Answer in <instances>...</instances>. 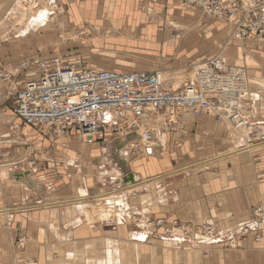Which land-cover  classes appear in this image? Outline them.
I'll return each instance as SVG.
<instances>
[{
	"label": "crops",
	"instance_id": "obj_1",
	"mask_svg": "<svg viewBox=\"0 0 264 264\" xmlns=\"http://www.w3.org/2000/svg\"><path fill=\"white\" fill-rule=\"evenodd\" d=\"M57 3L58 0L53 7ZM2 5L0 2V10L4 8ZM58 5L62 12L55 10L38 33L117 28L130 40L140 41L131 45L150 49V53L127 55L129 59L141 62L136 64L140 72L161 70L167 76L180 74L188 68L182 67L181 62L208 58L217 49V40L224 44L233 40L229 25L207 17L199 9L187 7L182 0H60ZM35 18L37 23H42L41 15ZM175 27L182 31L171 40ZM202 34H207L206 40L200 38L201 45L194 44ZM24 37H17V40ZM254 38L230 45L224 53L243 62L249 79L264 81V37L257 41ZM5 44L0 47V68L10 72L15 61L11 51L18 45L9 47ZM170 45H174L172 53L169 47V52H165L164 46ZM228 56H225L227 64L234 65ZM167 70L170 72L166 73ZM29 75L21 73L11 81L0 78V162H4L0 171V264H79L77 245L93 242L97 247L96 244L106 238L111 243L126 241L129 239L128 226L118 227L117 231H104L109 222L106 218H98L114 213L109 201L113 202L121 195L126 197L131 213L136 210L137 215L149 213L194 227L211 222L219 228L232 229L231 233L248 222L252 209L263 202L264 140L259 139L260 129L255 138L249 137L243 142L237 136L240 141L232 140L228 142L231 147L226 148L224 139L218 136L222 135V129L215 122L217 118L202 114L187 123L188 134L179 138L182 150L188 154L184 155L190 156L191 162L186 158H173L171 152L163 149L168 144L166 134L161 135L158 142L163 147L159 146L154 153L131 154V142H125L126 147L119 140L85 145L70 138L71 141H67L70 148L65 154L60 143H50L29 131L28 126L12 128L18 122L13 115L15 93L22 90ZM252 87L256 86L251 84L250 93L239 106L261 128L264 94L253 91ZM220 123L227 132H232L225 122ZM199 153L206 157L197 159ZM74 154L78 164L71 170L72 161L65 158ZM166 154L169 159L164 157ZM120 156L125 157L128 168L120 169ZM29 158L37 161L32 176L42 192L9 177L14 171L19 173V165ZM146 160L156 162V166L147 165ZM135 165L140 167L135 170ZM108 170L110 173H105ZM131 173L135 174L136 183H124ZM111 224L117 225L115 217ZM95 227L101 228L102 235L95 234L98 232H94ZM20 237H25V245L18 244ZM132 240H136L134 236ZM162 240V244H158L157 241ZM137 241L136 264H169L167 258H171V264H264V241L250 240L236 248L217 245L218 239L203 245L199 241L185 240L167 246L163 235L154 234L147 235L144 241ZM71 244V249L65 251L63 246ZM97 248L94 258L99 255ZM88 263L86 260L85 264Z\"/></svg>",
	"mask_w": 264,
	"mask_h": 264
},
{
	"label": "built area",
	"instance_id": "obj_2",
	"mask_svg": "<svg viewBox=\"0 0 264 264\" xmlns=\"http://www.w3.org/2000/svg\"><path fill=\"white\" fill-rule=\"evenodd\" d=\"M182 2L229 25L231 38L264 37V0ZM51 60L37 59L35 71L29 73L30 78L22 90L15 93L13 115L18 122L12 125L13 129L28 126L49 138L73 133L89 145L107 140L130 141V136L137 134L139 138L131 141V154H134L154 153L163 134L172 138L187 135V123L202 114L219 117L235 129L253 131L258 128L243 115L239 106L251 91L248 71L246 67L228 65L222 55L192 66L189 79L177 87L164 84L165 74L161 70L121 73ZM31 61H25L12 73L1 74V77L11 81L25 69L32 70ZM259 139L264 140L263 131ZM172 142L182 146L180 139L174 138ZM35 166L36 162L30 161L28 169L34 170ZM20 168L22 172L27 170L21 166L18 170ZM251 213L249 221L238 226V231L241 237L252 234L255 241L261 243L264 241V200ZM133 217L143 219L141 215ZM167 220L164 217L156 222L150 220L151 228L171 235L169 225L165 226ZM176 224L173 227L176 228ZM249 224H256L257 228L252 229ZM231 230L211 222L197 229L210 240L226 239L217 245H231L230 242L240 238L232 237ZM21 238L18 244L25 243V237Z\"/></svg>",
	"mask_w": 264,
	"mask_h": 264
},
{
	"label": "rangeland",
	"instance_id": "obj_3",
	"mask_svg": "<svg viewBox=\"0 0 264 264\" xmlns=\"http://www.w3.org/2000/svg\"><path fill=\"white\" fill-rule=\"evenodd\" d=\"M59 1L60 0H58V3L54 7L52 6L53 9L50 11V13H48L44 22L42 20L43 24L47 23V21L50 20L49 15H52V13H54L55 10H57V9L60 10V5H58ZM0 2H2V4H3L2 6L4 7L2 10H0V47H1V45H4V43H6L5 45H8V46L14 45V44L18 45L17 48L12 49V51H11V52H13L12 56H15V59H14L15 61H14V63L12 62V64H14V66L12 67L10 72L5 71L4 68L1 67L0 68L1 69L0 70V78H2L1 74H6V73L10 74L15 69H17L19 66H21L23 63H25V61L31 60V59H32L31 62L34 65V66H32V70L25 69V71H23L22 74L25 72L26 73L34 72L36 69L35 61L37 59H39L40 57L50 58V59H52L51 61L60 59L65 64L75 63L77 66H79L81 68L90 67V68H93L96 70H98V69L108 70V71L114 70V71H118L121 73L129 72L127 70H133V71L140 72L137 69L136 64L137 63L141 64V62H138L134 59H129V57L127 55H129L130 53H132V54H143L145 52L150 53V49L148 50L142 46L139 47V46L131 45L132 42H135V41L140 42V41H137L134 39L130 40L129 36L124 35L117 28H114L113 30H108L105 28L102 29L100 27H97V29H85L82 31H67V32H62L60 30H53L52 33H38V32H34L33 30H31V32L29 34L22 35V36H25L24 38H19L20 40L19 39L17 40L18 34H21L24 31V29L28 26V24L32 18H34L36 16H40V15L42 16L41 13L45 12L49 1L48 0H1ZM183 4H184V2H183ZM187 7H188V5H187ZM60 12H62V9L60 10ZM15 28H17V29H15ZM18 29H19V31H17ZM181 31H182V28H180V27L179 28L178 27L173 28L171 40H174L175 37ZM8 33H9V36H4L5 34H8ZM32 33H38V34H32ZM206 35L205 36H204V34L200 35L198 38V42H196L194 44L198 43L199 45H201L199 43V40H200V38L205 39ZM124 36H126V38H124ZM2 37L5 39H1ZM247 39L248 38H243L241 40H237V39L233 38V40L231 42H229V44L220 43V41L217 40V45H216L217 49L214 51L212 56H209L208 58L202 59L200 61L192 59L193 61L189 60L188 63H186V61L181 62L182 67H186V66L188 67L187 69H185L186 71L180 72V74L171 73V75L177 76L176 77L177 79L175 78L176 81L185 80L186 78L189 79V76H190L189 73L192 72V68H191L192 66H194L197 63H200L202 61H205L207 59L213 58L215 55H222V57L226 59L225 56L229 55L226 52L224 53V50L226 47H229L230 45L235 46V44H241L240 41H243V40L247 41ZM254 39L257 41L258 39H262V38L256 37ZM121 40H123V41H121ZM203 43H204V41H203ZM194 44H192V45H194ZM164 47L165 48L163 50L165 52L166 51L169 52L168 47L172 48V50L170 49V53H172L174 45L164 46ZM189 48L191 49V45H190V47H188V49ZM195 49L198 50V47H195ZM125 55L127 56V58L123 57ZM228 59L232 60V61H230V63L233 62L232 64H234L236 66L243 67V62L236 59L234 57V55L232 57L228 56ZM227 62H228V60H227ZM122 71H127V72H122ZM171 71H174V70H171ZM168 72H170V70H167L166 73H168ZM175 79L172 76L170 77V79H169L170 82L168 84L169 87L173 86V85L176 87L178 86V85H175L173 82H171V81H175ZM250 81H251L252 86H253V84L256 86V87H252L254 89L253 91H257L259 93L262 92V94H264V81H260V80H255V81L253 80L252 81L251 79H250ZM183 85L184 84H182L180 86H183ZM243 115L245 117H249V120H251L250 116L247 113H244ZM216 120L217 121H215V120L214 121L217 122L218 126H220V129H222V135L218 134V136H220L222 138V140L224 139L223 143H224V146L226 148L231 147V143H228V142H231L232 140L235 142L240 141V140H238V137H241V139L244 140L243 142H246L247 141L246 135H249V137H251V138H255L254 136L256 135L257 130L264 129L263 125H261V128L259 127L260 126L259 123H258L259 126H257L254 123L259 128L256 127L257 129H255L253 131L249 130L247 128L246 129L245 128L235 129L233 126L230 127L226 123L225 120L220 119L219 117H217ZM220 121L225 122L226 126H228L232 130V132L231 133L227 132L225 127L221 125ZM30 130L34 131L35 134L37 133L36 135H38L39 137L43 136V138L45 140L47 139L50 143H54V142L60 143V146H62L65 154H66V149H68V147L70 146L67 143V141L68 142L71 141L70 138H72V140H75L79 144H84L80 140L79 137H75L74 135L65 134L62 136H56L55 138H49V137H46L44 134H41V132H37L36 130L29 128V131ZM180 136H182V135H180ZM180 136L174 135V138L179 139ZM172 137L173 136H171V137L168 136V141H167L168 144L164 146L165 150H167L166 152H168V153L171 152L173 155L172 156L173 158L174 157L180 158V159L186 158L185 155H188V154H186L182 150L183 146H180V147L175 146L174 142H172V140H173ZM117 146H119V145L117 144ZM116 149H118V147ZM163 152L164 151H162V153ZM90 154H92V153H90ZM167 156L168 155L166 154L164 157H166V159H169ZM197 156H198L197 159H203V157H206L202 153H199ZM189 158H190V156L187 157L186 159H188L187 161L191 162V159H189ZM65 159L68 161L69 160L72 161V163H71L72 167H70L71 170L74 169L73 167L76 166V164H78V163H76V154L72 155L69 158L66 157ZM30 161L36 162V166L34 167V169H36L37 168V161L35 159H32V158H29L28 160L23 161L19 165V167L21 166V167L26 168L27 170L25 172H27L28 170H30V169H28ZM3 163L4 162H2V160H1L0 171L4 168V166L2 165ZM145 163H148V161L146 160ZM149 163L151 166L152 165L156 166V164H155L156 162L155 163L149 162ZM149 163L147 165H149ZM179 163H182V162L180 161ZM118 165L120 166L121 163L118 162ZM135 167H134L135 170H137L140 166L137 168V166L135 165ZM95 170H96V167H95ZM31 171H32V173L34 172V170H31ZM18 172L24 173V172H22L21 168ZM105 173H110V171L108 170ZM5 175L8 176V173L7 174L5 173ZM31 176H32V174H31ZM38 177H40V176H38ZM32 178L34 179V176H32ZM119 200H121V199L113 200V202H111L112 200L109 201V204L112 205L110 207V209L113 208L114 213L111 212L112 214H109V215L106 213L105 217H102V216L99 217L98 216V218H100L101 220L106 218V220L109 222V223H107L108 225L105 227L104 231H111V232L117 231L118 227H121L118 224L119 219L117 217L118 211L121 210L122 214H124V216H126V218H127V214H130L128 216L129 218H127L125 220L128 223V225H129L128 227L130 228V230L138 229L139 231H142L143 229H139L140 227L136 226V224L138 225V223H137L138 221L139 222L146 221L147 223L146 222H144V223H145V225L148 224V226H146L147 229L145 228L144 231H149L151 235L152 234L163 235V237L169 238L172 235H174V233L177 231L176 234H178L180 238H183V239H181V241H185V240H187L188 242L199 241L198 243L200 245L201 244L203 245V243L206 244V242L209 243V242L215 241V240H208L207 238H205V234H203V233H201V235H200V232L196 230V228L198 229L199 226H197V227H194L192 225L190 226V225L182 223L179 220H177L178 221L177 224H176V222H170V221H167V224H165V226L169 225L168 227L172 230L173 234L167 235L164 233H160L162 231L153 230L151 228L152 226L150 224V220H152L153 222H156L159 218H161L163 216L157 217V216H152L149 213H147V215L138 214V215L143 216V219H140V218L135 219L133 217V215L135 213H137V212H135L136 210H133L131 213V212H129V211H131L130 209L127 210V209H124L123 207H121V208L118 207V205H116L115 201H119ZM143 211L145 212L146 210H143ZM111 217L112 218L115 217L117 219V225L111 224V222H112ZM10 218L11 217H9V219ZM164 218H167V217H164ZM127 223H125V224H127ZM175 224H176V228L173 227V225H175ZM123 227H125V226H123ZM94 229H95L94 232H96V230H98V232H96L95 234H101L102 235L101 228H100V230L98 227H95ZM129 235H130V231H129ZM19 239H22V238L20 237ZM250 240L256 242L255 237L252 234H247L243 237H240L239 243L237 246H240V245L244 244L245 242H249ZM126 241L118 240V241H114L113 243H111L106 238L105 240H101L100 242H98L96 244L98 248L96 246H94L95 244L93 242H91L90 244H86V245H82V244L77 245L76 248L78 250V257H79L78 262H79V264H85V262L87 260V262H89L88 264H96L97 263L96 261H99L100 264H120V263L132 264V260L130 259V257L128 259L125 257L124 252H125V247H126L125 246ZM181 241H179V242H181ZM24 242H26V240H24ZM157 242H158V244H162L161 241H157ZM256 243H258V242H256ZM224 244H225L226 248L227 247L231 248L230 244H227V243H224ZM20 245H25V244L21 243ZM72 245L73 244L63 246V248H65V251H68V248L71 249ZM153 246H157V245L153 244ZM96 248L99 252L98 258L97 257L94 258V253H95ZM86 253H87V255H86ZM170 259H169V261H170ZM124 261H126V262H124Z\"/></svg>",
	"mask_w": 264,
	"mask_h": 264
},
{
	"label": "bare ground",
	"instance_id": "obj_4",
	"mask_svg": "<svg viewBox=\"0 0 264 264\" xmlns=\"http://www.w3.org/2000/svg\"><path fill=\"white\" fill-rule=\"evenodd\" d=\"M49 1V3H48V6H47V8H46V10H45V12L42 14V16H41V19H43V20H45V18L47 17V15H48V11L50 12L51 10L50 9H52V6H53V4L54 3H56V0H48ZM49 6H50V9H49ZM38 17V16H37ZM40 20V19H39ZM37 23V22H36ZM38 23H40V22H38ZM37 23V24H38ZM244 114V113H243ZM263 126H264V124H263ZM248 129V128H247ZM262 131H264V129H262ZM246 137L247 138H249V135H246ZM245 137V138H246ZM251 138V137H250ZM123 142V141H122ZM128 142V143H130L131 142V139H130V141L129 140H124V143H122V144H124V147H126V143ZM249 146V145H248ZM247 146V147H248ZM124 150V149H123ZM125 153L126 152H123V155H125ZM124 168V166L122 165V169ZM138 184V183H137ZM156 184V183H155ZM132 185V184H131ZM143 185V184H142ZM145 185H146V183H145ZM131 188V187H130ZM139 188V187H138ZM146 189V188H145ZM140 190H141V188H140ZM122 193V192H121ZM119 194V193H118ZM147 194V193H146ZM117 195V194H116ZM118 199H121V200H119V201H115L116 202V205H118V207H123L124 209H130L131 210V208H130V205L128 204V202H126V197L125 196H123V195H121V196H119L118 197ZM115 200V199H114ZM115 205V204H114ZM126 212V211H125ZM129 212H131V211H129ZM134 213V212H133ZM130 214H127V218H129L128 216H129ZM111 216V215H110ZM117 216L119 217V221H118V224L121 226V227H123V226H129L128 225V223L125 221L127 218H126V216H124V214H122V211L120 210V211H118V213H117ZM109 217V216H108ZM112 218V217H111ZM149 220V219H148ZM137 222V221H136ZM144 222H146V221H144ZM143 221H141V222H137L138 223V225L136 224V226H138V227H140L139 229H143L142 231H139L138 229H136V230H129L130 231V235H129V239L125 242V257L128 259L129 257H130V259L132 260V264H136L137 263V253H138V244H137V240H132V237L134 236V237H137L138 235H144V236H147V235H151L150 234V232L149 231H144L145 230V228H146V226H148V224L147 225H145V223H144ZM125 223H127V224H125ZM147 223V222H146ZM205 223H207V222H205ZM150 224H151V221H150ZM204 225V224H203ZM151 226H152V224H151ZM147 229V228H146ZM170 229V228H169ZM197 230V229H196ZM177 233V231L174 233V235H172L171 237H169V238H166V237H163V239H164V243L167 245V246H173V245H177V243H179V241H181V239H183V238H180L179 237V235L178 234H176ZM197 233V232H196ZM201 233H203V234H205L204 232H201L200 231V235H201ZM232 237H234L235 238V236L237 235L238 237H241V231H238V229L237 230H235L234 232H232V233H229ZM225 236H228V237H231V236H229L228 234H224ZM205 238H207L208 240H210L208 237H207V234H205ZM165 239H170V241H168V240H165ZM195 240V239H194ZM161 242H163V240L161 241ZM139 243H141V242H139ZM231 243V246L232 247H234V248H236V246L238 245V243H239V239H235V240H233L232 242H230ZM241 243V242H240ZM144 244V243H143ZM179 246V245H178ZM195 247V246H194ZM169 256V255H168ZM168 260H169V258H167ZM139 261V260H138ZM130 262V261H129ZM169 264H171V259H170V261H169Z\"/></svg>",
	"mask_w": 264,
	"mask_h": 264
},
{
	"label": "water",
	"instance_id": "obj_5",
	"mask_svg": "<svg viewBox=\"0 0 264 264\" xmlns=\"http://www.w3.org/2000/svg\"><path fill=\"white\" fill-rule=\"evenodd\" d=\"M50 16V15H49ZM48 22V21H47ZM47 24V23H46ZM45 24V25H46ZM43 25V23H36V18H32L31 21L29 22L28 26L24 29V31L21 33V34H18L17 37H24L22 35L24 34H29L31 32V30H33L34 32H38V29L40 27H43L45 26ZM170 77L169 76H166L164 75V84L166 86H168L169 82H170ZM172 79V78H171ZM188 80V78H186L185 80H181V81H171L173 82L175 85H182V84H185L186 81ZM262 124H264V121L261 122ZM139 138V136L137 134H133L130 136V139L131 141H135ZM263 138H264V131H263ZM124 142V140H122ZM118 142H121V141H118ZM126 154V153H125ZM127 156V154H126ZM224 156V155H223ZM121 157V156H120ZM222 157V156H221ZM221 157H218V158H221ZM122 158V157H121ZM120 163H121V166H120V169L122 170V165L125 167V168H128L127 167V161L125 159V157H123L122 159H120ZM127 173V172H126ZM32 174V171L31 170H28L27 172H24V173H17L16 171L12 172L10 174V178L14 181L16 180L17 182H20V183H23L25 184L28 188H31V189H36L37 191H41L42 190L38 187L37 185V182L32 178L31 176ZM130 176L125 178L124 179V183L127 182V183H136V177H135V174L134 173H131L129 174ZM151 181V180H149ZM249 227H251L252 229H256V224H249ZM134 239L136 240H139V241H144L146 239V236L144 235H138L137 237H134ZM226 239H221V240H218L217 243L220 244L221 242H224Z\"/></svg>",
	"mask_w": 264,
	"mask_h": 264
}]
</instances>
